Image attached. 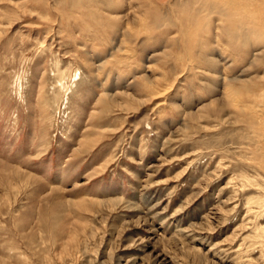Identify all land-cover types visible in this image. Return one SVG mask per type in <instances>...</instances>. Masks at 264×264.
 <instances>
[{
	"label": "rangeland",
	"instance_id": "rangeland-1",
	"mask_svg": "<svg viewBox=\"0 0 264 264\" xmlns=\"http://www.w3.org/2000/svg\"><path fill=\"white\" fill-rule=\"evenodd\" d=\"M0 264H264V0H0Z\"/></svg>",
	"mask_w": 264,
	"mask_h": 264
}]
</instances>
